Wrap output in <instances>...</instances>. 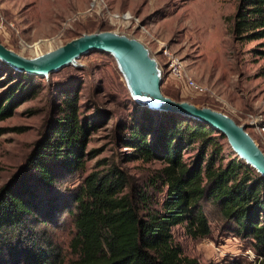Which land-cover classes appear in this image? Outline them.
Segmentation results:
<instances>
[{"label":"trees","instance_id":"16d2710c","mask_svg":"<svg viewBox=\"0 0 264 264\" xmlns=\"http://www.w3.org/2000/svg\"><path fill=\"white\" fill-rule=\"evenodd\" d=\"M235 1L227 30L232 43L264 47V0ZM33 81L11 70L0 76V121L36 95ZM77 93L62 94L23 168L0 187V264H198L181 255L170 229L184 225L192 239L208 236L202 201L216 207L225 227L256 257L233 264H264V178L231 153L222 164L224 138L171 113L135 108L137 117L117 127L116 140L129 150L125 161L164 163L148 185L165 188L158 208L146 190L124 193L128 178L115 166L89 173L65 198L56 195L60 179L82 171L94 157L96 151L86 152L88 139L105 124L101 115L81 116ZM191 147L196 153L186 166L182 152ZM59 207L73 219V259L66 263L37 227L47 225Z\"/></svg>","mask_w":264,"mask_h":264},{"label":"rangeland","instance_id":"374dc122","mask_svg":"<svg viewBox=\"0 0 264 264\" xmlns=\"http://www.w3.org/2000/svg\"><path fill=\"white\" fill-rule=\"evenodd\" d=\"M235 8V0H0V45L20 57L31 58L94 31L130 35L138 39L131 40L142 42L159 64L160 90L165 97L218 111L244 125L264 154V134L259 132L264 126V55L258 53L264 47H258L260 42L232 43L227 30ZM116 14H127L132 21L108 20ZM172 62L210 95L184 89L169 74L167 66ZM9 71L0 61V76ZM33 80L36 95L0 121V187L23 168L34 142L57 114L62 94L75 89L81 116L101 115L105 124L88 139L86 152L96 151L94 157L86 160L82 171L62 176L56 195L65 198L89 173L115 166L127 175L124 193L146 190L152 208H158L165 188L148 185L164 163L125 161L129 150L116 140L117 127L137 117L135 108L139 106L129 96L112 57L86 54L76 60L75 66ZM129 90L135 97L130 86ZM222 142L224 164L231 151L224 139ZM195 153V147L183 151L182 163L188 166ZM200 206L208 221V236L192 239L184 225L170 229L181 255L198 264L253 262L256 257L248 243L229 232L216 207L209 201H202ZM37 227L50 237L64 263L73 259L69 250L74 234L70 213L59 207L47 225Z\"/></svg>","mask_w":264,"mask_h":264},{"label":"water","instance_id":"95a60500","mask_svg":"<svg viewBox=\"0 0 264 264\" xmlns=\"http://www.w3.org/2000/svg\"><path fill=\"white\" fill-rule=\"evenodd\" d=\"M130 35L117 31H94L82 34L54 50L38 57L23 58L0 45V61L18 74L33 78H47L69 66L86 54L103 53L114 60L132 100L141 108L158 113H171L198 122L222 136L231 153L246 167L264 178V154L245 131L228 116L187 102L165 97L160 90L161 68L148 48ZM134 90L135 97L129 90Z\"/></svg>","mask_w":264,"mask_h":264},{"label":"built area","instance_id":"2783aa9c","mask_svg":"<svg viewBox=\"0 0 264 264\" xmlns=\"http://www.w3.org/2000/svg\"><path fill=\"white\" fill-rule=\"evenodd\" d=\"M109 21H119L121 20L124 23H130L132 18L127 14L122 15H110L108 18ZM0 25H1V18H0ZM169 74L172 78H174L177 82H179L182 87L196 95H210V92L202 85L197 84L194 82L190 77L184 75L180 69V67L175 63H169L167 66ZM254 123V122H253ZM260 131L264 134V126L259 127Z\"/></svg>","mask_w":264,"mask_h":264},{"label":"bare ground","instance_id":"6f19581e","mask_svg":"<svg viewBox=\"0 0 264 264\" xmlns=\"http://www.w3.org/2000/svg\"><path fill=\"white\" fill-rule=\"evenodd\" d=\"M138 45L140 44V43H138V42H136ZM141 45V44H140ZM142 46V45H141Z\"/></svg>","mask_w":264,"mask_h":264}]
</instances>
